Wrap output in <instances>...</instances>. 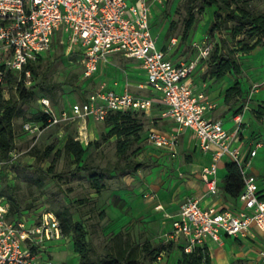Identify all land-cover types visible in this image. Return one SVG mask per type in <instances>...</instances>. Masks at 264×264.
Segmentation results:
<instances>
[{
	"label": "built area",
	"instance_id": "1",
	"mask_svg": "<svg viewBox=\"0 0 264 264\" xmlns=\"http://www.w3.org/2000/svg\"><path fill=\"white\" fill-rule=\"evenodd\" d=\"M166 0H0V83L8 71L23 73L17 82L24 86L33 83L28 65L39 55L52 50L56 36L71 50L78 45L83 59L81 77L90 79L101 61L112 53L135 58L144 70L147 88L157 95L140 96L126 86L122 93L106 89L104 84L85 95V99L71 103L67 108L55 110L51 101L42 97L38 101L45 114V125L24 122L23 129L35 142L46 129L73 123L75 139L83 145L89 143V120L103 121L110 111L132 109L149 113L154 104L162 106L161 115L174 118L178 126L170 134L154 130L147 132L145 144L165 153L170 160L178 155V144L185 129L194 132L200 152L209 154L210 161L199 171L205 185V195L215 196L220 190L217 166L227 159L236 164L243 179V189L238 197L241 208L230 210L214 206L204 207L202 196H186L171 219V228L164 233L166 242L179 243L185 252L200 247L204 253L209 241L223 243L222 235L245 237L252 226L264 233V190L258 178L247 171L261 141L252 143L246 157L240 145L242 110L233 115L234 127L228 130L222 119L207 113L217 107V102L206 92V83H196L193 73L201 57L207 56L210 44L193 43L198 55L191 60L169 57L178 41L168 40L165 48L158 47L151 31L152 5H163ZM264 77V76H262ZM8 87L4 88L6 93ZM264 90V78L251 85L248 100ZM264 107V103H261ZM264 120V115H262ZM18 153L12 152L11 166ZM264 179V172H262ZM9 202L0 197V264H52L48 259L40 262L36 255L44 244L63 236L60 222L51 211L19 218L8 217ZM29 219L31 221H29ZM264 264V250L259 251Z\"/></svg>",
	"mask_w": 264,
	"mask_h": 264
},
{
	"label": "rangeland",
	"instance_id": "2",
	"mask_svg": "<svg viewBox=\"0 0 264 264\" xmlns=\"http://www.w3.org/2000/svg\"><path fill=\"white\" fill-rule=\"evenodd\" d=\"M242 1L244 0H236L239 5L243 3ZM245 2H247V7L253 11H264V3L261 0H245ZM155 5L157 4L152 5L154 18L151 19L150 24L156 41L159 36L157 46L160 48L163 43L167 45L169 37H176L179 41L175 53L169 52V57H176L177 60H191L197 52V49L192 46L193 43H209L210 50H212L222 35L230 43H233L226 34V28L233 24L232 21L223 24L226 28L222 30L221 34L211 37L208 33V26L214 18L216 10L214 6L205 8L201 14L195 12L196 21L184 39L187 0H166L159 9L155 8ZM169 25L172 30L168 35L166 31ZM239 38L240 36L236 39ZM56 40L52 50L45 53L43 59L37 64L34 82H38L42 74L45 73L46 83L53 84L55 93L56 101L52 105L55 110H59L63 106L68 107L71 103L81 101L82 97L91 93L93 85L89 83L88 79L81 77L83 59L78 45H73L71 50H68L60 43V35L56 37ZM237 57L242 69L238 78L232 73H227L220 79H210L205 83L211 95L218 100L217 112L221 114L225 127L229 123L231 126L232 121H229V118L232 112L248 103V108L244 111L245 119H248L245 120V125L250 138H252L255 135L258 136L256 134L258 131L264 132V123H261L257 116V104L260 100H264V90L255 93L249 100L247 98L251 85L264 78L262 77L264 76V45H257L248 54L238 53ZM129 61L137 60L130 58ZM118 66L121 68L122 78L126 80L125 72L128 66L122 62H118ZM202 69L203 67L199 66L194 71L197 77L202 75ZM136 72H138V76L135 80L138 81L141 72L137 69ZM236 80L241 83L242 93L233 92L230 98L225 100L226 90ZM69 81L72 84H67ZM11 95L16 96L13 89L8 88L4 97L7 98ZM41 96L46 95L37 89L30 101L20 104L21 114L15 120L17 135L15 151H13L18 155L14 163L6 168L3 167L2 159H0V193L6 185L15 186L20 205L24 209L23 213L28 216L38 215L43 211H53L62 205L69 206L73 213V219L80 220L87 229L88 247L93 248L94 252L99 255L104 253L111 238L120 231L128 233L134 242L142 243L148 239L147 235H150L151 244H161L162 236L160 235L168 223L170 214L168 211L184 193L182 177L184 174L192 176L191 170L197 169L196 164H192L196 155L195 151L190 148L191 143L181 146L180 155L184 165V169H182L185 172L180 170V166L174 168L167 158L155 161L148 157L149 147L144 145L141 139L134 142L127 157L120 159L116 153L115 136L107 135L109 127L103 121L89 120L88 131H90L89 141L91 142L83 156L88 164L108 168L125 165L128 161L143 164L135 172H112L104 179L103 190L97 194L90 187L88 175L83 171L73 170L75 165L70 162L68 157L61 155L55 163L54 172L45 179L44 186L38 187L32 179L40 174V169L46 171L49 162L35 161L28 152L30 147L32 145L39 147L51 145L53 151L61 149L66 137L74 135L76 127L75 125L50 127L43 131L35 142H33L31 134L22 133L23 122L33 118L37 113L38 100ZM137 118L144 123L140 132L142 137L150 129L175 128L171 122L159 118L155 111L145 114L143 117L138 115ZM261 140L264 142V137ZM188 157L192 163H188ZM262 162H264V146L257 149V155L252 159L251 165L257 169V172L261 171L257 177L260 182L264 181L262 179V172H264ZM183 165L181 164V166ZM59 174L60 176H58ZM223 174L224 170L222 169L221 175ZM102 211L104 214L100 216ZM29 221L31 220L29 219ZM165 255L166 253L163 254V256ZM36 258L38 260L48 259L52 264L80 263V256L74 250L72 234H63L60 239L46 242L37 253Z\"/></svg>",
	"mask_w": 264,
	"mask_h": 264
},
{
	"label": "trees",
	"instance_id": "3",
	"mask_svg": "<svg viewBox=\"0 0 264 264\" xmlns=\"http://www.w3.org/2000/svg\"><path fill=\"white\" fill-rule=\"evenodd\" d=\"M242 2L243 3L239 5L236 0H187L183 33L184 39L196 21L195 14L203 13L205 8L213 6L216 8L214 18L208 26V33L211 37H215L216 34H221L222 30L226 28L223 24L230 21L233 22L232 25L226 28V34L233 43H230L227 38L222 35L207 56L199 59L197 63L198 66H196L197 68L195 70L201 66L203 67V73L200 77H196L203 82L210 79H220L227 73H232L238 78L242 69L237 54H248L257 45H264V11H253L247 7V2H245V0ZM261 2L264 3V0H261ZM171 30V25H169L166 34L169 35ZM238 36H240V38L236 39ZM170 38L171 37H169V39ZM54 42H57L56 38ZM192 46L197 49L194 45ZM163 48H165V46ZM44 55L45 54L39 55L36 62L28 65L33 80V83L28 87L24 86L22 81L17 82L19 77H23V73L17 74L11 71L6 73L4 83H0V159H2L4 168L8 166L10 154L15 151V137L17 135L15 120L21 114L20 104L30 101L34 97L37 89L44 92L46 95L40 98L46 97L52 104H55L56 99L55 93L53 92V84L46 83L45 73L42 74L38 82H34V76L37 74V64L43 59ZM197 55L198 49L195 57ZM193 76H195V73H193ZM67 84L72 83L69 81ZM6 86L12 88L16 96L11 95L5 98L4 88ZM233 92L237 94L242 93L239 80H236L235 83L226 90L225 100H228ZM84 99L85 97H82L81 100ZM38 106L39 109L34 117L24 122H33L42 127L46 124V117L40 103H38ZM242 107L235 109L232 114L234 115L240 112ZM63 108H67V106H63ZM258 110L259 113H261L260 109H257V111ZM145 114L144 111L136 109L125 112L117 110L110 111L103 120L106 126L109 127L107 135L115 136V147L118 158L127 157L132 145L138 139H141L145 145V136L148 131L142 137L140 132L142 131L144 123L141 119L139 120L137 118L138 115L143 117ZM60 125L73 126L74 124H58L52 127ZM22 133H27L23 129V124ZM75 135L76 129L74 135H68L62 148L56 151H53L51 145L44 147L32 145L30 147L28 152L34 157L35 161L49 162L46 171L40 169V174L32 179L38 187L44 186L45 179L54 172L55 163L61 155L68 157L70 162L75 165L73 170L83 171L88 175L90 187L97 194L103 190L105 187L103 181L112 172H135L137 168L143 164L141 162L128 161L125 165H115L111 168L90 165L83 159V156L91 141H89L87 145H83L80 141L75 139ZM58 176H60V174ZM262 185H264V181H262ZM220 188L227 197L234 200L238 199L243 189V179L234 162L226 161ZM0 194H2L0 196L6 198L9 202L8 217L11 219L19 218L23 214L24 209L20 205L21 202L16 187L6 185L5 189L2 190ZM262 198H264V196H262ZM51 212L58 218L62 233L72 234L74 250L80 256L79 264H154L163 251H169L172 247V242L166 241L157 245H153L147 241H143L142 243L134 242L128 233L120 231L111 238L110 244L105 248L104 253L99 255L94 252L93 248L88 247L86 240L87 229L80 220L76 221L73 219V213L69 206L62 205L61 207L53 209ZM103 214L104 212L102 211L100 216H103ZM179 248L181 257L176 264H210L208 249L203 253L200 247L194 248L191 252H185L181 245Z\"/></svg>",
	"mask_w": 264,
	"mask_h": 264
},
{
	"label": "crops",
	"instance_id": "4",
	"mask_svg": "<svg viewBox=\"0 0 264 264\" xmlns=\"http://www.w3.org/2000/svg\"><path fill=\"white\" fill-rule=\"evenodd\" d=\"M155 8H160L161 5H155ZM153 8V6H152ZM154 18V11L152 10V17L151 19ZM154 36V35H153ZM156 38V36H154ZM172 38V37H171ZM159 40V36H157V42ZM160 42V41H159ZM179 42V41H178ZM178 45V44H177ZM164 43L161 44L160 47H164ZM177 47V46H176ZM176 48L174 49V53H175ZM172 59H176V57H171ZM130 58L125 57L124 55H122L121 53H112L111 55L108 56V59L106 61H101L98 64V69L97 71L94 73V75L89 79V83H91L93 85V90H96L97 88H99V86L101 84H104L106 89L109 90H113L116 93H122L125 89V87H128V90L136 95H140V96H152V95H157V93L147 89V88H141L139 86H143L145 84L146 81V77H145V73L144 70L141 68L139 61H129ZM132 59V58H131ZM118 62H122L124 65L128 66L127 71L125 72L127 74V79L124 80V78H122L121 76V68L118 66ZM133 66V67H131ZM137 70H140L141 74H139V80L136 81L135 78L136 76H138V72H136ZM194 81L196 83H203V81L201 79H198L195 76H193ZM206 87V92L209 95V97L213 100H215L216 102L218 100H216V98L211 95L210 90L208 89L207 86ZM92 90V91H93ZM261 103H264V100H260L259 103L257 104V109H260L261 113H259L258 110V120L261 123H264V120H262V115H264V107H261ZM63 108V107H62ZM61 108V109H62ZM218 102H217V107L214 110H211L207 113V115L214 117V118H220L222 119V116L220 113H218ZM162 106L159 104H154L153 107L150 109L149 113L152 111L156 112V115L159 118H162L166 121L171 122V124L173 125V127H175L174 129H167V130H158V129H150V130H154L163 134H170L172 131H174L177 126L178 123L177 121L169 116H162L161 115V111H162ZM146 113V114H149ZM235 115V114H234ZM233 114L230 116V120L233 122ZM248 120L247 118L245 119V113H243V121L241 124V131L242 133L240 134V145H241V151L244 157H246V155L248 154L249 149L252 146V143H254L255 141H261L262 146H264V142H262V137H264V132H259L256 133L258 134V136H253L252 138H250V135L248 133V129L246 128V121ZM231 122V126H229V124L225 127L228 130L232 127ZM149 130V131H150ZM260 135H262L260 137ZM89 137H90V131H89ZM260 137V138H259ZM187 143H191V150L195 151V155L196 157L193 159V163L190 162V158L188 157V163H192V164H196L195 166H197V169L195 170H191V175L188 174H184L183 175V184L182 187L184 189V193L182 195V197H180L175 204L172 206V209L168 211L169 214V220L167 225L164 227L163 231L161 232V239L160 242L164 243L165 242V238H164V233L167 232L170 228H171V219L172 216L175 214L179 203L186 197L189 195H195V196H202V205L204 207H209V206H214L217 208H227L230 210H238L239 208H241V201L239 199L234 200L231 199L229 197H227L226 195H224L222 189L220 188L219 193L215 196H209V195H205V185L203 184L202 180L199 177V171L203 166H207L209 164L210 161V157L209 154H204L202 152L199 151L198 147H197V139L196 136L194 134V132L190 129H185L179 138V144H178V155L177 158L175 160H170L167 155L165 153H162L159 150L153 149L149 147V151H148V157H150L151 159L155 160V161H161L162 158H167L171 161V164L174 168H178V166H180V170H182V172H185L184 169V165H183V161L181 160V155H180V151H181V146ZM261 146V147H262ZM257 155V153H256ZM255 155V156H256ZM254 156V157H255ZM253 157V158H254ZM252 158V159H253ZM252 159L250 162V165L247 167V171L250 174L255 175L256 177L259 176L260 172H257L255 167H251L252 165ZM227 159H223L222 161H220L218 163L217 166V176L220 179L219 185H221V179L223 177V175H221V170H224V166L226 163ZM173 162V163H172ZM181 164L183 166H181ZM183 168V169H182ZM262 170H264V162H262ZM179 174H181L179 172ZM258 184L260 187H262V189H264V185H262V182L259 181L258 179ZM165 207V206H164ZM147 218V217H146ZM145 218V220H146ZM148 239H146L147 242L150 243V235H147ZM223 238V243L222 244H218L216 242L213 241H209L207 243V249L209 251V256H210V264H261L260 259H259V251L260 250H264V233H262L261 231H259L256 227L252 226L250 229V233L245 236V237H231V236H226V235H222ZM181 242L179 243H172V247L171 250L169 251H163L159 256H158V260H156L154 262V264H176L178 262V260L181 257V252H180V246ZM176 247V249H175ZM166 253L165 256H163V254ZM45 260V259H44ZM44 260H39L40 262L44 261Z\"/></svg>",
	"mask_w": 264,
	"mask_h": 264
}]
</instances>
